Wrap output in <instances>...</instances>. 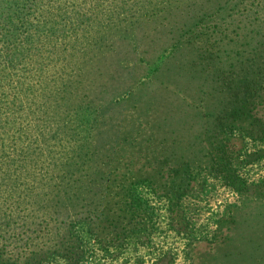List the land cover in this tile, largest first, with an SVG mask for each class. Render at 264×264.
Listing matches in <instances>:
<instances>
[{
  "label": "rangeland",
  "instance_id": "rangeland-1",
  "mask_svg": "<svg viewBox=\"0 0 264 264\" xmlns=\"http://www.w3.org/2000/svg\"><path fill=\"white\" fill-rule=\"evenodd\" d=\"M0 264H264V0H0Z\"/></svg>",
  "mask_w": 264,
  "mask_h": 264
},
{
  "label": "trees",
  "instance_id": "trees-1",
  "mask_svg": "<svg viewBox=\"0 0 264 264\" xmlns=\"http://www.w3.org/2000/svg\"><path fill=\"white\" fill-rule=\"evenodd\" d=\"M9 61H11V60H9ZM9 61H8V62H9ZM9 63H10V62H9ZM228 127H232V126H228Z\"/></svg>",
  "mask_w": 264,
  "mask_h": 264
}]
</instances>
